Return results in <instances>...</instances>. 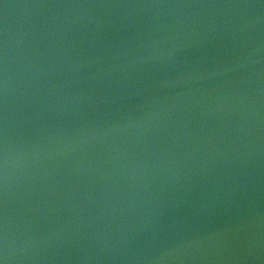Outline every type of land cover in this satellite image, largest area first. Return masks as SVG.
<instances>
[{"label": "water", "instance_id": "1", "mask_svg": "<svg viewBox=\"0 0 264 264\" xmlns=\"http://www.w3.org/2000/svg\"><path fill=\"white\" fill-rule=\"evenodd\" d=\"M0 264H264V0H0Z\"/></svg>", "mask_w": 264, "mask_h": 264}]
</instances>
